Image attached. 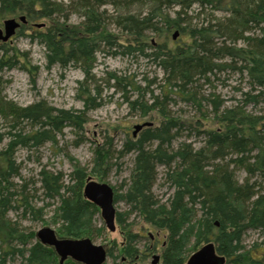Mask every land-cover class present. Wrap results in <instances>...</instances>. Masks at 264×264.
<instances>
[{
    "label": "trees",
    "instance_id": "16d2710c",
    "mask_svg": "<svg viewBox=\"0 0 264 264\" xmlns=\"http://www.w3.org/2000/svg\"><path fill=\"white\" fill-rule=\"evenodd\" d=\"M75 4L74 11L82 22L73 32L66 22L59 25L54 20L59 6L51 0H0V19L24 16L26 25L51 22L35 37L44 49L47 69L78 64L89 76L92 60L102 51L142 58L163 73L159 95L148 91V99L147 91L126 74L109 73L105 80L108 87L122 94L131 111H139L141 117L156 112L160 117L158 126L143 127L123 143L119 154L135 156L123 194H114V205L123 201L130 208L127 214L137 213L145 224L165 233L162 264H186L193 253L208 244L214 246L222 264H264V255L254 257L243 244L248 231H264V0H76ZM106 6L115 13L100 11ZM192 6L203 16L201 21L193 23L188 16ZM174 8L177 10L171 16L167 10ZM109 25H114L118 34L111 33ZM175 31L179 35L172 40ZM226 71L246 80L247 90L240 91L236 103L224 107L215 94L199 98L196 84ZM129 93L137 96L130 100ZM81 99L84 109L75 114L42 102L17 108L0 96V115L9 120L12 129L22 121L36 127L29 135L9 132L12 139L2 155L0 264H60L54 250L36 239V232L25 233L17 222L7 219L16 194L2 188V180L12 171L10 153L16 147L53 143L54 135L66 126L83 129L87 112L99 104L92 97ZM174 99L196 107L201 116L193 120L170 117L167 107ZM258 106L262 107L260 114L248 110ZM205 112L212 116L208 118ZM186 131L201 135L203 145L195 148L181 143L173 150L172 141ZM4 137L0 134V141ZM101 148L107 160L111 153ZM158 167L164 168V183L172 189L165 203L152 192ZM235 168L246 174L241 184L234 178ZM39 175L45 195L59 201L54 217L64 229H57V237L92 240L95 230H89L87 221L95 206L83 197L88 179L85 171H73V186H64L61 175L47 171ZM21 195L14 200L15 207L23 206L25 213L37 220L41 209L34 210ZM127 214L116 213L123 239L121 247L113 242L117 255H113V248L108 251L113 264H129L143 256L136 247L139 235L126 230ZM62 264L79 263L66 259Z\"/></svg>",
    "mask_w": 264,
    "mask_h": 264
},
{
    "label": "rangeland",
    "instance_id": "374dc122",
    "mask_svg": "<svg viewBox=\"0 0 264 264\" xmlns=\"http://www.w3.org/2000/svg\"><path fill=\"white\" fill-rule=\"evenodd\" d=\"M51 1L59 6V12L54 20L59 22V25L66 22V26L72 28L71 31L73 32L74 28L82 22L78 13L74 11L76 0ZM102 10H106L107 15L115 13L113 8L109 6L102 7L100 11ZM176 10L177 8L169 9L167 12L173 16ZM198 15L197 7L192 6L188 16L192 18L193 23L202 20L203 16ZM9 18L12 17L0 19L1 30L3 29L2 22ZM36 23L45 24L46 27L51 22L40 20ZM39 30L41 28H35L33 23L29 22L28 25L21 26L9 41L0 42V60L2 62V67H0V96L2 101L17 108H25L42 102L50 108L67 110L75 114L84 109L81 98H95L96 104L99 106L87 112V122L81 131L66 126L61 133L54 135L55 141L53 143L46 142L37 147H16L10 153L13 167L8 176L2 180V188H8L10 192L16 195L13 197L12 203L14 208L6 216L8 220L17 222L25 233L36 232L45 227L55 232L57 229H64L54 217L55 208L59 201L56 198L49 199L45 195V190L40 181L39 174L41 171L61 175L64 186H73V182L70 180L71 174L76 169H80L85 171L86 176L91 180L108 184L114 189V194H123L135 153L120 155L119 151L128 137L133 138L132 133L136 125L148 123L150 127H156L160 117L156 112L141 117L139 111H131L122 94L117 89L108 87L105 80L109 73L126 74L130 79H134L133 82L137 86L147 91L145 99H148V91H152L154 95H159L163 79V73L155 65L142 58L113 56L102 51L98 52L95 59L92 60L89 76L84 75L78 64H71L65 69L59 66L47 69L44 49L35 41ZM42 30L44 32V29ZM109 31L118 34L119 30L114 25H109ZM156 40L158 41V39ZM4 58L5 60H3ZM9 58L13 60L10 62ZM8 64H15V66L9 67ZM84 65L89 66V63ZM148 82L151 83L147 88ZM196 85L200 87L198 88L199 98L215 94L223 101L224 107L234 105L236 100L240 98V91L247 90L245 78L229 71L210 76L209 81H200ZM83 89L86 90L85 93L82 92ZM136 96V93L128 94L130 100L135 99ZM203 106L206 110H211L207 104L203 103ZM261 108V106L253 109L248 107V110L260 114ZM167 110L168 115L173 118L193 120L201 116L196 107L184 104L178 99H174L168 105ZM205 113L208 118L212 116L208 112ZM10 126L9 120L0 115V134L5 136L0 141V164H3L2 155L6 150L8 141L12 139L8 134L9 132L29 135L34 133L36 129L26 121H22L16 130ZM181 142L198 148L203 145V137L196 135L194 131L182 132L178 138L173 140L172 148L176 149ZM101 147L111 153L107 160L101 153L103 152ZM98 164L101 167H98ZM157 172L158 176L152 192L160 203H165L172 193V189L164 183V168L158 167ZM234 178L241 184L245 181L246 174L243 170L236 169ZM253 180L251 179V182ZM62 193L64 194L65 190ZM21 194L26 197L27 202L34 210L41 209V214L37 220H33L29 214L25 213L23 206L15 207L17 202L14 200H18L22 196ZM114 208L116 213L121 214H127L130 209L123 201L117 202ZM126 216L129 217L125 222L128 227H125L126 230L143 236L139 238L136 245L143 256L136 264H149L153 255H161L165 233L145 224L137 213ZM87 222L89 230H95L91 240L95 245L110 248L113 242L119 245L122 241L123 235L120 227L116 224V231L109 232L98 207L95 206L92 209ZM130 223L132 224L129 225ZM255 243L258 245L254 248ZM243 244L246 250H251V255L254 257L263 256L264 231H248L243 238ZM112 248L113 255H117V248ZM106 264H113L112 259L107 257ZM158 264H162L161 260Z\"/></svg>",
    "mask_w": 264,
    "mask_h": 264
},
{
    "label": "water",
    "instance_id": "95a60500",
    "mask_svg": "<svg viewBox=\"0 0 264 264\" xmlns=\"http://www.w3.org/2000/svg\"><path fill=\"white\" fill-rule=\"evenodd\" d=\"M27 24L24 16L18 19L9 18L2 22L3 29H0V42L6 43L17 32V30ZM35 28H42L44 24H33ZM179 33L175 31L172 34V40H176ZM150 124L144 123L136 125L132 136H136L137 132L143 127H149ZM83 197L100 209V214L105 227L108 231H115L116 212L114 208V192L106 183H98L88 178L83 187ZM217 226L218 224L215 223ZM36 239L44 246L54 250L59 258L60 264L66 259H71L79 264H105L107 253L103 246L95 245L90 239H64L58 238L55 232L50 228H41L36 232ZM159 256L153 255L150 264H158ZM223 259L220 258L212 244H208L195 253L187 260L186 264H222Z\"/></svg>",
    "mask_w": 264,
    "mask_h": 264
},
{
    "label": "flooded vegetation",
    "instance_id": "af4514ba",
    "mask_svg": "<svg viewBox=\"0 0 264 264\" xmlns=\"http://www.w3.org/2000/svg\"><path fill=\"white\" fill-rule=\"evenodd\" d=\"M116 224V223H115ZM115 227H116V225H115ZM115 231H116V228H115ZM114 231V232H115ZM111 233H113V232H111ZM122 233V232H121ZM139 237L141 238V237H143V236H141V235H139ZM123 239V238H122ZM121 245H122V242H120L119 243V247H121ZM164 245V242H163V244H162V246ZM102 246V245H101ZM104 248H105V250H106V253H107V256H108V251L111 249V247H113V244H112V246L110 247V248H107L106 246H103ZM156 249V248H155ZM153 255V254H152ZM151 255V256H152ZM158 256V255H157ZM153 257V256H152ZM71 260V259H70ZM107 260V259H106ZM161 260V262H162V256L160 255L159 256V261ZM73 261V260H72ZM122 261H125V259L124 258H122ZM137 261H138V259H135V261L134 262H132V263H129V264H136L137 263ZM106 263V262H105ZM151 263V262H150ZM149 263V264H150Z\"/></svg>",
    "mask_w": 264,
    "mask_h": 264
},
{
    "label": "bare ground",
    "instance_id": "6f19581e",
    "mask_svg": "<svg viewBox=\"0 0 264 264\" xmlns=\"http://www.w3.org/2000/svg\"><path fill=\"white\" fill-rule=\"evenodd\" d=\"M196 135H197V134H196ZM176 138H178V137H176ZM176 138H175V139H176ZM175 139H174V140H175ZM172 143H173V141H172ZM172 143H171V148H172ZM181 143H185V142H181ZM181 143H180V144H181ZM180 144H179V145H180ZM177 148H178V147H177ZM177 148H176V149H177ZM172 149H173V148H172ZM170 150H171V149H170ZM173 150H174V149H173Z\"/></svg>",
    "mask_w": 264,
    "mask_h": 264
}]
</instances>
